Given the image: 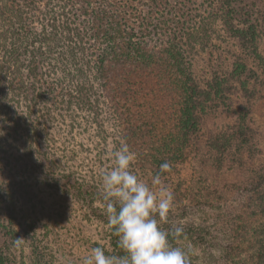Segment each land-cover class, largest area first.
<instances>
[{
	"label": "trees",
	"instance_id": "1",
	"mask_svg": "<svg viewBox=\"0 0 264 264\" xmlns=\"http://www.w3.org/2000/svg\"><path fill=\"white\" fill-rule=\"evenodd\" d=\"M263 91L264 0H0V264H76L39 206L42 180L102 223L92 248L122 254L102 171L83 175L52 151L60 124L94 127L100 164L115 129L149 184L170 163L160 226L183 227L169 239L189 264H264Z\"/></svg>",
	"mask_w": 264,
	"mask_h": 264
},
{
	"label": "clouds",
	"instance_id": "2",
	"mask_svg": "<svg viewBox=\"0 0 264 264\" xmlns=\"http://www.w3.org/2000/svg\"><path fill=\"white\" fill-rule=\"evenodd\" d=\"M109 156L112 167L100 173L101 203L122 254L109 255L103 246H95L81 258V264H189L185 249L173 246L169 239L179 238L183 227L164 230L160 226L174 204L173 192L163 185L160 175L171 171L170 163H162L149 184L130 170L135 153L126 144ZM22 241L17 238L15 244L20 246Z\"/></svg>",
	"mask_w": 264,
	"mask_h": 264
},
{
	"label": "rangeland",
	"instance_id": "3",
	"mask_svg": "<svg viewBox=\"0 0 264 264\" xmlns=\"http://www.w3.org/2000/svg\"><path fill=\"white\" fill-rule=\"evenodd\" d=\"M253 114L257 125L264 132V91L253 100ZM93 128L86 127V132L77 128L69 134L68 129L60 124L55 135L54 132L56 130L54 128L49 129L48 131L52 136L48 135V137L52 139L50 142L51 147H53L52 151H54L55 146L57 161L75 164L78 171L83 175H89V172L98 174L104 168L109 169L113 165L111 159L104 161V163L102 162V164L99 163V150L101 148L96 143L101 141ZM108 132L110 133L108 140L106 139V143H101L104 149L103 153H106L102 156L104 158L107 153L116 149L114 143H112V139L114 140L116 137V130L111 128ZM54 139L56 142L53 144ZM261 145L264 148V134ZM71 150L74 152L77 150L76 155ZM9 151L13 150L10 149ZM194 168L193 160L184 166L182 174L186 178L188 185ZM37 187H40L39 206L43 204L42 209L46 208L47 216L52 217L55 222L53 227L58 233L56 237H58L57 242L60 245V253L63 254L64 258L67 257L64 252L70 253L71 255H68V258L72 257L77 260L76 264H81V258L87 255L92 248L90 245L92 241L100 244L105 243L106 237L102 223L83 216L85 209L73 204V201L68 199L67 196L59 194L47 180H42V183L37 185ZM51 214L53 215L50 216ZM67 264H70V262H67Z\"/></svg>",
	"mask_w": 264,
	"mask_h": 264
}]
</instances>
